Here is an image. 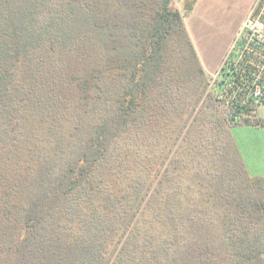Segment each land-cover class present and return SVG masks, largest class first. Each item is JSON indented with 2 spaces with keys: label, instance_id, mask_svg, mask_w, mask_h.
I'll return each instance as SVG.
<instances>
[{
  "label": "trees",
  "instance_id": "obj_1",
  "mask_svg": "<svg viewBox=\"0 0 264 264\" xmlns=\"http://www.w3.org/2000/svg\"><path fill=\"white\" fill-rule=\"evenodd\" d=\"M171 1L96 13L83 0H0V264H264V202L246 204L234 177L264 184L246 173L230 127L220 130L231 162L193 122L170 173L160 143L147 152L150 125L158 135L190 105L164 64L167 38L185 32ZM80 41L103 63L66 87L57 45ZM115 69L126 76L117 100L100 73ZM184 128L171 127L172 146ZM179 151L197 171L176 172Z\"/></svg>",
  "mask_w": 264,
  "mask_h": 264
},
{
  "label": "rangeland",
  "instance_id": "obj_2",
  "mask_svg": "<svg viewBox=\"0 0 264 264\" xmlns=\"http://www.w3.org/2000/svg\"><path fill=\"white\" fill-rule=\"evenodd\" d=\"M189 1L190 0H172L170 3V8L176 10L180 14L182 27L185 32L180 29H175L167 38L164 50V64L167 69L171 70L172 75L181 81L183 90H185L190 98V105L183 108L184 110L181 112L180 118L176 119L174 126L167 125L164 123V120H162V126L166 129L162 130L160 134L153 136L157 126L153 127V125H150L147 129V142L149 145L147 152L152 155L154 143H160L159 152L164 158V162L160 167L161 172L170 173L172 170L171 161L174 151L178 147L184 132L191 122H193L194 137L197 139L200 138L199 141L201 143L212 144V148L219 149L223 158L231 162L225 150L227 138L220 128L223 126L230 127L233 124V120L224 108L215 102L213 91L210 87V74L206 72L197 56L198 53L200 59H202L208 67L221 63L229 50L227 44L232 33L231 28L222 30L216 41L208 40L206 46H197L196 58H194L186 44V40L188 39L190 41V39L183 24V17L185 14L184 7ZM83 2L87 4L90 10L96 13H106L107 11L118 9L117 0H101L94 2L91 0H83ZM57 47H59L60 50L56 51V55L53 54L54 61L56 58L55 64L64 72L63 80L65 81L64 85L66 87L71 86L69 81L71 75L89 73L92 69L99 68L100 65L102 66L103 59L100 57V54L97 51H91V48H89L90 46L83 41L75 45H67V43L64 45L59 44ZM100 73L106 74V77H102L106 85L109 82H107V80L111 79V90L115 93V96L112 98L117 100L121 95L122 86L125 83L126 76L123 74L124 72L121 69H115L112 73H109V75L106 72ZM107 76L110 77L107 78ZM70 104L71 102H69V105ZM148 114H151L150 111ZM195 116L199 117V122L192 121ZM183 122H185V128L182 135L178 138L176 136V142L172 146L171 139L173 140L174 138L175 140L176 134H171V127L181 126ZM200 123L203 124V126L200 125ZM153 138L159 141H154ZM13 140V137H8L6 139V144L3 146L13 148L16 146ZM198 159L199 156H197V160ZM201 163L203 164L205 161L202 159ZM175 166L176 172H182V170L189 168H192L193 171L198 170V165L190 161L183 151H179L176 155ZM157 168L159 167L156 166L155 169ZM234 178V183L237 184L239 188L243 189L242 194L247 199L245 200L246 204L261 205V203L264 202V190H262L259 185L251 181H243L238 175H235ZM179 185L184 186L185 183L180 181Z\"/></svg>",
  "mask_w": 264,
  "mask_h": 264
},
{
  "label": "built area",
  "instance_id": "obj_3",
  "mask_svg": "<svg viewBox=\"0 0 264 264\" xmlns=\"http://www.w3.org/2000/svg\"><path fill=\"white\" fill-rule=\"evenodd\" d=\"M213 97L234 123L264 125V0H255L218 69Z\"/></svg>",
  "mask_w": 264,
  "mask_h": 264
},
{
  "label": "crops",
  "instance_id": "obj_4",
  "mask_svg": "<svg viewBox=\"0 0 264 264\" xmlns=\"http://www.w3.org/2000/svg\"><path fill=\"white\" fill-rule=\"evenodd\" d=\"M254 2L255 0H194L190 11L183 17V24L195 50L197 46H206L208 40L216 41L222 30L231 28L227 44V48H230ZM197 56L208 74L218 69L220 63L208 67L198 53ZM260 114L261 117L264 116L263 109ZM229 136L248 176L259 179L264 184V125L234 123L230 126Z\"/></svg>",
  "mask_w": 264,
  "mask_h": 264
}]
</instances>
